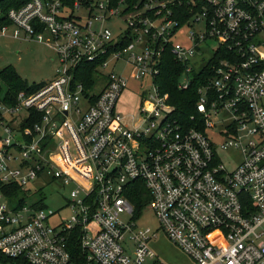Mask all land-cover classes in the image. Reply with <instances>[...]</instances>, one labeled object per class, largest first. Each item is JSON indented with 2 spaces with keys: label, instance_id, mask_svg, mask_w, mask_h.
I'll list each match as a JSON object with an SVG mask.
<instances>
[{
  "label": "built area",
  "instance_id": "2783aa9c",
  "mask_svg": "<svg viewBox=\"0 0 264 264\" xmlns=\"http://www.w3.org/2000/svg\"><path fill=\"white\" fill-rule=\"evenodd\" d=\"M7 16L0 38L11 28L42 42L58 65L52 81L0 102V264H163L149 245L157 231L137 223L136 183L195 264H264V0H29ZM167 48L184 66L180 89L209 67L197 89L203 131L179 123L159 88ZM89 67L86 87L75 74ZM126 68L151 83L131 121L116 110ZM217 126L221 143L206 133ZM228 149L240 155L231 169L217 155ZM43 177L70 187L72 214L55 224L58 210L22 196Z\"/></svg>",
  "mask_w": 264,
  "mask_h": 264
},
{
  "label": "rangeland",
  "instance_id": "374dc122",
  "mask_svg": "<svg viewBox=\"0 0 264 264\" xmlns=\"http://www.w3.org/2000/svg\"><path fill=\"white\" fill-rule=\"evenodd\" d=\"M189 31L188 28H183L177 40L185 44L187 47L185 36ZM11 28L6 37L0 38V70L12 65L22 80L27 81L29 84H41L43 82H49L53 80L54 71L58 65L56 63L55 54L52 49L44 45V43H38L31 39L13 38ZM212 48L216 47L215 42H211ZM211 52H205L204 55L196 54L194 60L191 61L192 66L198 70L204 62L209 59ZM203 60V61H202ZM128 74V86L120 97L119 104L116 106V110L122 115L128 117V119L136 120L139 115L141 92L144 89H150L151 83L149 80L138 79L133 76L129 71V68L125 69ZM264 105V98L262 99ZM148 108V105H145ZM225 117V116H223ZM221 119V118H220ZM224 119V118H222ZM221 129L216 127L215 129L206 130L209 139L214 140L216 143L223 142V139L216 133ZM221 162L227 169H231L238 165L240 162L239 152L234 149H228L218 151ZM31 191H39L35 196L28 198L27 194L22 195L27 203H43L44 206H48L51 209L58 210L57 216L51 218L50 224H55L57 221L68 218L73 209L64 208L66 199H68V191L70 187L63 186L58 180L49 182L48 178H41L35 180L29 184ZM146 198V196H145ZM141 210V216L137 221L140 227H149L154 231H157L158 236L150 242V248L157 255L158 259L163 264H195L186 254H184L179 248H177L166 236L159 230V223L153 214L151 207L146 199L143 201ZM264 231V225L261 227Z\"/></svg>",
  "mask_w": 264,
  "mask_h": 264
},
{
  "label": "trees",
  "instance_id": "16d2710c",
  "mask_svg": "<svg viewBox=\"0 0 264 264\" xmlns=\"http://www.w3.org/2000/svg\"><path fill=\"white\" fill-rule=\"evenodd\" d=\"M29 0H0V25L10 24L7 13L11 9H19L24 6ZM183 12L185 20L189 15L187 8L184 6L180 9ZM220 52V51H219ZM218 54V52H217ZM217 56V55H216ZM214 57V60L220 59V57H229V55L219 57ZM160 71L157 75L156 81L162 92L169 95L168 103L174 109L173 116L177 121L183 124L187 129L196 127L198 130L203 131L202 124L200 122V117L197 112L196 103L198 101L199 95L197 89L202 86L205 81L211 76L207 69L205 68L202 72H192L190 75L192 77L189 87L185 90L178 87L179 82L182 78V73L184 71V66L179 63L170 50L167 48L161 56ZM94 68H87L86 72L76 73L75 76L86 87L91 86L93 82L92 71ZM44 83V82H43ZM29 84L27 81L22 80L18 75L15 68L10 65L0 70V102L6 105H11L15 102L16 95L19 92H31L38 89L42 84ZM132 198L136 201L138 209L143 206L141 200H144L146 196V190L141 183H136L133 188ZM148 200V197H147ZM40 205V203H38ZM68 249L71 255L79 256L80 250L78 247V241L76 234L71 235L68 239Z\"/></svg>",
  "mask_w": 264,
  "mask_h": 264
}]
</instances>
